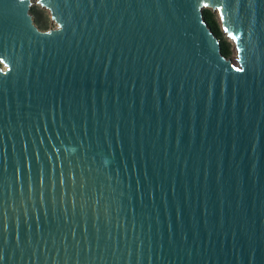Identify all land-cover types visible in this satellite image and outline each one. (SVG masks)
I'll list each match as a JSON object with an SVG mask.
<instances>
[{"label":"water","instance_id":"95a60500","mask_svg":"<svg viewBox=\"0 0 264 264\" xmlns=\"http://www.w3.org/2000/svg\"><path fill=\"white\" fill-rule=\"evenodd\" d=\"M36 2L0 0V264H264V0Z\"/></svg>","mask_w":264,"mask_h":264},{"label":"trees","instance_id":"16d2710c","mask_svg":"<svg viewBox=\"0 0 264 264\" xmlns=\"http://www.w3.org/2000/svg\"><path fill=\"white\" fill-rule=\"evenodd\" d=\"M28 12L31 13V15H32V17H33V19L37 25V28L44 30L45 25L38 18L39 11H37L35 9V7L31 6V9H28ZM202 17L205 18V21H206L208 27L210 28L212 33L218 39L220 52L224 56L228 57L230 44H229V42L225 41V39L222 38V32L220 30L219 22L216 19L215 14L212 11H210L209 9H202Z\"/></svg>","mask_w":264,"mask_h":264},{"label":"rangeland","instance_id":"374dc122","mask_svg":"<svg viewBox=\"0 0 264 264\" xmlns=\"http://www.w3.org/2000/svg\"><path fill=\"white\" fill-rule=\"evenodd\" d=\"M31 6L35 7V9L37 11H39L38 13V18L42 21V23H44L45 25V29H48V28H52L55 26V23L53 22V20L50 19L49 17V13L48 11L39 6V4L36 2V0H31ZM202 9H209V8H202ZM210 11H212L211 9H209ZM214 14H215V17L217 19V15L214 11H212ZM29 13V12H28ZM218 20V19H217ZM39 29V28H38ZM44 29V30H45ZM40 30H43V29H40ZM222 38L225 39V41L229 42L230 44V47H229V55H228V58L233 62L235 63V54H234V46L233 44L230 42V40L226 37V35L222 32Z\"/></svg>","mask_w":264,"mask_h":264},{"label":"snow or ice","instance_id":"6c2138e0","mask_svg":"<svg viewBox=\"0 0 264 264\" xmlns=\"http://www.w3.org/2000/svg\"><path fill=\"white\" fill-rule=\"evenodd\" d=\"M241 69H237V71H240Z\"/></svg>","mask_w":264,"mask_h":264}]
</instances>
